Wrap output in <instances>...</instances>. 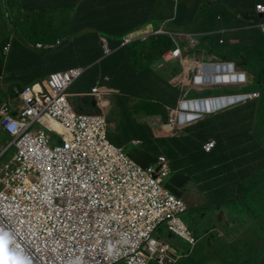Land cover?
Listing matches in <instances>:
<instances>
[{
  "label": "clouds",
  "instance_id": "obj_1",
  "mask_svg": "<svg viewBox=\"0 0 264 264\" xmlns=\"http://www.w3.org/2000/svg\"><path fill=\"white\" fill-rule=\"evenodd\" d=\"M172 2V17L160 26L150 24L138 28L123 39L122 46L135 44L131 48L134 54V49L144 44L141 47L148 48L150 59L155 61L154 69L156 71L159 69L162 75L167 76L173 90L178 94L177 106L167 108L169 127L182 131L194 125L206 124L209 135L201 145L206 154H210L217 146L222 145L252 147L251 172L244 187L239 185L236 172L234 182L238 184L241 194L231 201L248 209L251 219L254 218L261 227L260 223L264 220V123L260 122V129L256 128L259 124L258 115L260 119L259 108L264 97V88L249 90V86L246 85L264 81V63L259 64L262 60L250 61L242 51L231 46L230 39L225 38V30H222L224 18L219 5L211 7L194 23L187 21L180 24L178 15L191 11L199 0H187V3L186 0H172ZM225 5L228 6L227 3ZM69 6L58 5V14H62ZM0 7L7 21L9 20L7 26L13 24L21 30H28L34 11L25 8L23 0H0ZM80 7L81 5H78L75 9L79 10ZM236 17L242 18L239 14H236ZM208 18L215 20L212 27L204 26V21L207 22ZM244 28L257 29L264 36V3L253 5L252 15L245 17ZM6 32V29L0 32V84L5 80L1 72L3 59L7 60L14 48L12 43L3 42L5 38L11 36H5ZM45 36L46 34L38 35L39 41L32 40L31 35L26 37L24 34L22 38L34 51L45 52L57 48L55 50L57 52L61 46H64V38H59L55 42L54 39L46 40ZM148 41L150 42L147 43ZM226 45L231 48L229 59L219 56L216 52L218 46L220 47L218 53L223 54ZM103 46L105 55L114 54L107 39H103ZM258 66H261V70ZM88 69L73 68L54 72L44 82L23 89L16 88L8 100L0 99V128L7 135L5 144L2 143L0 160L10 150H14L12 158L8 162L0 163V168L11 169L15 156L25 144L26 136L34 137L39 132H43L49 139L50 147L64 144L65 139H69L66 135L67 123L79 116L104 121L108 143L122 150L123 158L112 159L106 169L105 177L100 178L104 191L99 192L98 203L101 207L95 214L94 229L86 234L90 237L88 247L85 252L75 247L70 255L64 249L65 229L57 217L50 219L49 215L38 213L28 217L22 212H12L7 214L9 225L4 228L0 224V229H6L11 237V250L17 252L26 264H183L184 261H189L188 264L196 263L195 260L200 257L193 253L196 246L202 242L198 234L206 235L205 239L209 234L207 230L201 231L192 225L191 216L197 210L196 195L190 197L193 205L183 198L175 182L177 176L171 178V167L165 156H159L150 165L146 164L143 150L125 149L112 144L107 135L109 122L102 108L98 113H79L74 109L70 100V89ZM134 70L140 71V68ZM228 86L238 91L244 89V92L209 94L216 87ZM195 92L201 93L202 96L190 97ZM99 94L100 88L95 87L92 94L77 97L88 95L95 97ZM29 98L35 99L31 105L35 113L24 116V113L31 108L27 103ZM239 109L240 112L236 114L235 111ZM251 115L254 117L251 118ZM248 116H250V128L246 126ZM8 122L17 123L18 130L13 132L7 125ZM53 123L58 127H53ZM230 123L232 126L229 128ZM50 134L54 137L52 138ZM140 144L139 141L132 143L137 147ZM134 150L142 153L143 164L129 155ZM133 167L150 174L156 185L155 192H134L129 182L117 190L115 184L107 178L118 174L127 175ZM251 180H254L260 189L252 184L245 189ZM242 192L250 193L251 197L248 198L257 201L258 204L261 203L262 208L257 205L253 207L249 201L252 207L250 208L245 203ZM241 201H244V204ZM190 209L194 213L185 216ZM91 232L96 233L90 234ZM20 236H24L25 240L17 241V237ZM254 246L263 250L264 241L258 242L252 238L246 246L247 249L241 251L245 255L234 253V259L229 256L228 259L232 260L231 264L264 263V255L250 252L255 251ZM126 249L128 252L125 251Z\"/></svg>",
  "mask_w": 264,
  "mask_h": 264
},
{
  "label": "crops",
  "instance_id": "obj_2",
  "mask_svg": "<svg viewBox=\"0 0 264 264\" xmlns=\"http://www.w3.org/2000/svg\"><path fill=\"white\" fill-rule=\"evenodd\" d=\"M119 1L23 0V6L34 11L28 30H21L13 24L7 26L9 20L0 7V32L6 29L5 36L11 35L3 42L12 43L14 47L7 60L3 59L1 72L5 80L0 84V99L8 100L16 88L42 83L54 72L89 67L70 89L74 109L79 113H98L102 108L109 122L107 135L110 142L125 149L143 150L146 164H153L159 156L167 158L171 178L177 176L175 182L183 198L191 202L190 197L196 195L197 210L191 221L192 225L210 234L208 255H245L241 251L247 249L252 239L251 234L242 239L243 234L248 233L244 221L255 219H251L250 211L245 207H231L228 202L241 194L234 182L236 172L242 187L249 177L253 165L252 147L222 145L206 154L201 147L209 135L206 124L182 131L168 126L167 108L177 106L178 94L167 76L154 69L155 61L150 59L148 48L141 47L144 44L136 47L133 54L131 48L135 44L124 47L122 41L140 27L160 26L172 17L173 2ZM255 3H264V0H199L191 11L178 15V23H194L211 7L219 5L224 18L222 30H225V38L230 39L231 46L242 51L250 61L264 60V36L257 29L244 28L245 17L252 15ZM63 4L70 6L58 14L57 6ZM78 5L81 7L76 10ZM44 12H49V16ZM236 14L242 18L237 19ZM204 22L205 27H212L215 20L208 18ZM24 34L26 37L31 35L34 41H39L38 35L46 34V40L57 42L64 38L65 43L57 52V48L34 51L24 43ZM103 39L108 40L114 54L105 55ZM218 51L220 47L216 46L219 56L228 59L231 56L229 45L222 51L226 56ZM137 68L140 71L134 70ZM95 87L100 88L98 96L77 97L92 94ZM231 126L230 123L228 127ZM0 136L4 140L7 137L1 128ZM135 141L141 144L138 147L132 145ZM2 148L0 143V152ZM229 225L238 230L228 231ZM248 238L251 241L247 243ZM208 244L206 238L196 246L193 255L200 258L194 264H202L203 255L200 253Z\"/></svg>",
  "mask_w": 264,
  "mask_h": 264
},
{
  "label": "built area",
  "instance_id": "obj_3",
  "mask_svg": "<svg viewBox=\"0 0 264 264\" xmlns=\"http://www.w3.org/2000/svg\"><path fill=\"white\" fill-rule=\"evenodd\" d=\"M34 102L35 99H28L31 108L24 116L35 113L31 106ZM7 125L13 132L19 127L17 123ZM105 126L100 119L75 117L66 126L69 139L53 148L43 132L26 136L11 169L0 168V224L6 228L7 214L12 212L28 217L36 213L49 215L50 219L55 216L65 229L64 249L70 255L75 247L85 252L90 241L86 234L94 229L95 214L101 207L99 192L104 191V186L100 178L105 177L112 159L124 156L121 149L108 143ZM107 178L117 190L129 182L134 192L156 191L150 174L134 167L127 175ZM24 240V236L17 237V241Z\"/></svg>",
  "mask_w": 264,
  "mask_h": 264
},
{
  "label": "rangeland",
  "instance_id": "obj_4",
  "mask_svg": "<svg viewBox=\"0 0 264 264\" xmlns=\"http://www.w3.org/2000/svg\"><path fill=\"white\" fill-rule=\"evenodd\" d=\"M44 14L46 16L47 15L49 16V12H44ZM41 17H44V16L42 15ZM263 63H264L263 60L262 61H259V64H263ZM258 68H260V70H261V66H258ZM246 86H249L250 88H255L256 86H259V84L258 83H249ZM242 92H244V89H241L240 91H238L237 89H234V87L228 86V87H216L209 94L210 95H225V94H237V93H242ZM194 96L200 97L202 95L199 92H195L192 95H190V97H194ZM262 108L264 109V102L262 104ZM260 122H261V119H259V124H258V126L256 128L257 130L260 129V127H261L260 126ZM246 126L248 128H250V116H248L247 119H246ZM0 143H4L5 144V140L1 136H0ZM51 145H54V144L51 143ZM13 153H14V150H10L6 155H4L2 157V159L0 160V163L8 162L12 158ZM191 204L193 205V202L192 201H191ZM228 206L240 208V206L238 204H235L232 201H229L228 202ZM193 213H194V211L192 209H190L185 214V216H191ZM239 213L242 215V212L240 210H239ZM220 225H223V224L221 223ZM244 225H245V228L248 230V233H244L243 236H242V239H246L247 234H251L250 235L251 236V239L254 238L258 242L264 241V231H263V228H261L256 223V221L246 219L244 221ZM227 229H228V231L238 230L236 227H231V225H229ZM198 236L201 239V241H203L205 239V237H206V235H203V234H200V233L198 234ZM207 237L209 239V244L206 245L205 250H202L201 253H200L204 257V264H231L232 260H229L228 259L230 255H210V254L208 255V248L211 245L210 234ZM238 237H237V239H238ZM251 239L248 238L247 239V243L250 242ZM231 257H232V259H234V256L233 255H231Z\"/></svg>",
  "mask_w": 264,
  "mask_h": 264
},
{
  "label": "snow or ice",
  "instance_id": "obj_5",
  "mask_svg": "<svg viewBox=\"0 0 264 264\" xmlns=\"http://www.w3.org/2000/svg\"><path fill=\"white\" fill-rule=\"evenodd\" d=\"M11 245L9 233L0 229V264H26L17 252L11 250Z\"/></svg>",
  "mask_w": 264,
  "mask_h": 264
},
{
  "label": "trees",
  "instance_id": "obj_6",
  "mask_svg": "<svg viewBox=\"0 0 264 264\" xmlns=\"http://www.w3.org/2000/svg\"><path fill=\"white\" fill-rule=\"evenodd\" d=\"M119 2H122V0L119 1ZM258 84H259V86H256V87L254 88V90H256V89H258V88H261V87L264 88V81H263V82H259ZM248 89L251 90L250 87H248ZM248 89H246V90H248ZM263 102H264V97H263V99H262V101H261L260 108H259L260 119H261V123H262V124L264 123V109L262 108V104H263ZM250 107H251V105H250ZM253 107H255V105H253ZM239 112H240V109L235 111L236 114H238ZM253 117H254V115H251V118H253ZM258 120H259V115H258ZM250 184H252V186H255L256 188H259V189H260V187L257 186V183H256L254 180H251L250 183H249V185L246 186L245 189L248 188V187L250 186ZM245 191H246V190H245ZM246 193H247V192H246ZM246 193L242 192V196L245 197V200H244V201H245V203H247V204L249 205L250 208H252V207L250 206V203H251V205H252L253 207L257 205V206H259V207L262 208L261 203L258 204L257 201H253V199L248 198V197H251V195H250V193H247V195H246ZM249 201H250V203H249ZM254 216H255V213L253 212V217H254ZM260 224H261V228H263V227H264V220H263L262 223H260ZM254 247H255V252H258V253H261V255H264V249H263V250H260L258 247H256V246H254ZM248 255H250V254H248ZM250 257H251V256H250ZM263 257H264V256H263ZM261 264H264V263H261Z\"/></svg>",
  "mask_w": 264,
  "mask_h": 264
},
{
  "label": "water",
  "instance_id": "obj_7",
  "mask_svg": "<svg viewBox=\"0 0 264 264\" xmlns=\"http://www.w3.org/2000/svg\"><path fill=\"white\" fill-rule=\"evenodd\" d=\"M131 158H133L134 160H137L138 162H140L141 164H143V159L141 157L142 153H140L139 151H132L130 154Z\"/></svg>",
  "mask_w": 264,
  "mask_h": 264
},
{
  "label": "bare ground",
  "instance_id": "obj_8",
  "mask_svg": "<svg viewBox=\"0 0 264 264\" xmlns=\"http://www.w3.org/2000/svg\"><path fill=\"white\" fill-rule=\"evenodd\" d=\"M52 125H53V127H55V128L58 127V125H57L56 123H53Z\"/></svg>",
  "mask_w": 264,
  "mask_h": 264
}]
</instances>
